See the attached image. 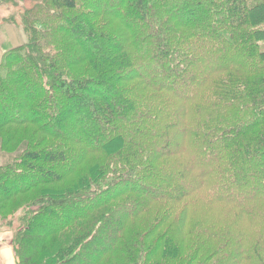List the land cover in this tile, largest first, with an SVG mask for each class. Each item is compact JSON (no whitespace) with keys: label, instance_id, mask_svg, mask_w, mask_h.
<instances>
[{"label":"trees","instance_id":"1","mask_svg":"<svg viewBox=\"0 0 264 264\" xmlns=\"http://www.w3.org/2000/svg\"><path fill=\"white\" fill-rule=\"evenodd\" d=\"M0 3L17 264H264V0Z\"/></svg>","mask_w":264,"mask_h":264},{"label":"crops","instance_id":"2","mask_svg":"<svg viewBox=\"0 0 264 264\" xmlns=\"http://www.w3.org/2000/svg\"><path fill=\"white\" fill-rule=\"evenodd\" d=\"M0 5H4L1 4ZM1 8V7H0ZM10 11H8V14ZM8 14L0 17V59L3 53L6 51L2 48V46L6 43L12 45L15 40H18L20 37V28H18L14 24H9L3 22V18H5ZM22 33H24L22 31ZM9 50V49H8ZM0 264H17L16 257L14 255V249L12 246V234L5 229H1L0 227Z\"/></svg>","mask_w":264,"mask_h":264},{"label":"rangeland","instance_id":"3","mask_svg":"<svg viewBox=\"0 0 264 264\" xmlns=\"http://www.w3.org/2000/svg\"><path fill=\"white\" fill-rule=\"evenodd\" d=\"M0 7H1L0 8V17L8 14V11H10V12L13 11V9H12V7L10 5L4 4V5H0ZM2 38H4V36L3 37H0V39H2ZM26 41H27V39H26L25 34L22 33V31H20V37L18 38V40H15V42L12 45L6 43V44H4L2 46V48L7 51L8 49L15 48L17 46H20V45L26 43ZM16 145H17V143L15 145H13V147L11 149H13L14 147H16ZM0 163H1V160H0Z\"/></svg>","mask_w":264,"mask_h":264}]
</instances>
